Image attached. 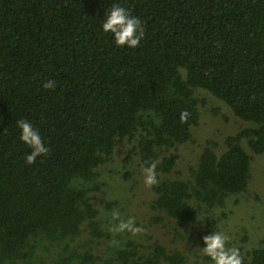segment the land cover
<instances>
[{
    "label": "trees",
    "instance_id": "16d2710c",
    "mask_svg": "<svg viewBox=\"0 0 264 264\" xmlns=\"http://www.w3.org/2000/svg\"><path fill=\"white\" fill-rule=\"evenodd\" d=\"M115 2L143 23L136 49L100 29ZM48 79L55 88H43ZM202 92L252 128L221 152L207 140L183 180L177 149L193 142ZM20 119L49 148L31 165ZM120 141L127 173L133 159L159 161L150 206L164 217L151 221L187 227L245 191L252 155L264 154V0H0V264H186L158 242L148 253L131 241L98 253L110 235L91 194L104 188L99 169ZM204 222L201 241L218 220ZM243 264H264V246Z\"/></svg>",
    "mask_w": 264,
    "mask_h": 264
},
{
    "label": "rangeland",
    "instance_id": "374dc122",
    "mask_svg": "<svg viewBox=\"0 0 264 264\" xmlns=\"http://www.w3.org/2000/svg\"><path fill=\"white\" fill-rule=\"evenodd\" d=\"M198 96L205 98L207 105L200 108L199 123L192 131L193 142L177 149L179 161L175 171L183 180L189 178V167L197 163L207 140L214 141L218 145L217 150L221 152L228 136L252 128L234 118L227 107L216 99L203 92ZM213 109H218L219 114H214ZM249 133L250 131H247L242 143L247 152L249 150L246 141ZM117 145L111 161L99 169V178L104 183V188L100 193L91 194L92 205L99 211L98 220L101 227L110 235L109 240L102 241L97 247L100 255L112 256L115 249L125 247L128 241L139 246L141 253H148L153 244L158 242L168 252H182L186 257V264H210L208 258L201 253L203 241L198 239V234L204 231L206 216L218 220L216 231L231 237L229 246L239 248L242 258L253 248L264 246V154L252 155L251 178L245 191L227 196L222 208L200 211L198 223L180 227L166 218L162 223L151 221L152 218L164 216L151 209L154 192L152 186L147 187L144 184V168L138 166L133 159L127 173L121 160L126 153L127 143L120 141ZM127 174H130V179L126 178ZM114 210H119L121 219L135 217L136 224L145 228V231L135 236L127 232H110L109 225L115 223L111 216Z\"/></svg>",
    "mask_w": 264,
    "mask_h": 264
},
{
    "label": "clouds",
    "instance_id": "9594fccd",
    "mask_svg": "<svg viewBox=\"0 0 264 264\" xmlns=\"http://www.w3.org/2000/svg\"><path fill=\"white\" fill-rule=\"evenodd\" d=\"M100 29L103 33L111 36L113 43L117 47H126L136 49L141 45L144 39L145 31L141 19L131 13V11L122 6L119 2L111 4L107 8L105 15L100 23ZM43 88L53 89L56 87L54 81L48 79L43 82ZM188 117V113L180 114L181 122ZM16 127L19 130V139L29 149L24 160L27 164H33L38 156L45 155L49 148L42 139L40 132L26 119L16 121ZM158 160H152L143 169L144 184L147 187L157 185V164ZM114 224H110L108 230L114 234L130 233L132 236L143 233L145 228L136 224L135 217H128L126 220L120 218L119 210H114L111 214ZM231 237L220 231H211L208 235L202 237L204 247L201 248L203 256L208 258L210 264H243L241 250L234 246H229Z\"/></svg>",
    "mask_w": 264,
    "mask_h": 264
}]
</instances>
